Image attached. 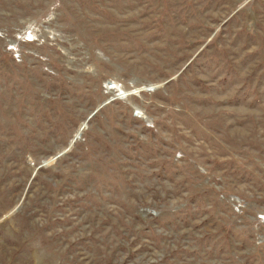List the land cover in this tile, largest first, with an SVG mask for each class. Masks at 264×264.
I'll list each match as a JSON object with an SVG mask.
<instances>
[{"label": "rangeland", "instance_id": "rangeland-1", "mask_svg": "<svg viewBox=\"0 0 264 264\" xmlns=\"http://www.w3.org/2000/svg\"><path fill=\"white\" fill-rule=\"evenodd\" d=\"M0 264H264V0H0Z\"/></svg>", "mask_w": 264, "mask_h": 264}]
</instances>
